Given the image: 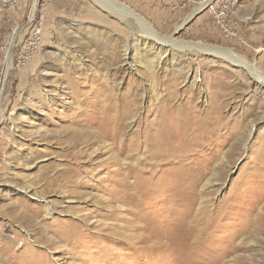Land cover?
<instances>
[{"label":"rangeland","instance_id":"obj_1","mask_svg":"<svg viewBox=\"0 0 264 264\" xmlns=\"http://www.w3.org/2000/svg\"><path fill=\"white\" fill-rule=\"evenodd\" d=\"M114 1L264 76V0H230L244 43L208 6ZM33 7L0 3V264H264V83L92 0H53L39 53L8 69Z\"/></svg>","mask_w":264,"mask_h":264},{"label":"built area","instance_id":"obj_2","mask_svg":"<svg viewBox=\"0 0 264 264\" xmlns=\"http://www.w3.org/2000/svg\"><path fill=\"white\" fill-rule=\"evenodd\" d=\"M28 1L29 0H0V3L4 11H15L20 4H26ZM52 1L53 0H42L40 2V0H33L35 6L41 4V15L38 17L35 11L29 18V29L26 27H18L14 30L19 32L17 35L13 32V38L11 41V43H13V49H11V43L9 44V54L11 53L13 61L12 66H16L17 64L19 66H25L33 60L36 54L39 53L43 43L44 32L49 23L45 10L51 5ZM202 1L161 0L163 4L168 6L174 12H186L191 7L201 6ZM207 8L210 9V13L216 18L220 31L227 40H238L244 43L243 35L240 31V24L238 21L234 20L232 15V3L230 0H223L218 7L211 4ZM16 49L20 50L17 58L14 56V51Z\"/></svg>","mask_w":264,"mask_h":264},{"label":"bare ground","instance_id":"obj_3","mask_svg":"<svg viewBox=\"0 0 264 264\" xmlns=\"http://www.w3.org/2000/svg\"><path fill=\"white\" fill-rule=\"evenodd\" d=\"M92 1L96 5H98V6L100 5L104 9H107L108 12L117 15L121 19H123V18L134 19L135 23H138L139 26H140V30L137 32V34L140 35L139 37L144 39L146 42L151 43L153 46L160 48L161 50H164V49L167 48V50L170 49V51H171V50H173L175 48H178V49H180L182 51L190 49V51H195V53L196 52L197 53L198 52H205V53L207 52L208 55H216V56L222 57L225 61L231 62L234 65L244 66L251 73V75L254 76V78H256L258 81H261V82L264 83V76L262 77L260 75V73H258V70L255 69L254 65L248 64L246 62L247 60L245 61L243 58L235 56L229 50H224V49L216 48V47H207V46H204V45H201V44L200 45H184V46L178 45V43H176L175 41L171 40L170 38L169 39L161 38L156 33V31L152 27H150L149 24H147L141 17H139L138 15H136L132 11H130L125 5L120 4V3H118V2H116L114 0H92ZM214 1L215 0H204L201 3V6L198 7L197 9H195L194 13H192V15H190L186 19V22H188L190 19H192L196 15H198L199 11L204 6H209V5L213 4ZM34 12H35V7H33V10H32V13H34ZM18 32L19 31H15V35H17ZM144 44H146V43H144ZM10 46H11V49H13V43H11ZM12 62H13L12 61V55L10 53L8 58H7L8 69H10L12 67ZM164 119H165V117H164ZM187 122H188V120H187Z\"/></svg>","mask_w":264,"mask_h":264}]
</instances>
